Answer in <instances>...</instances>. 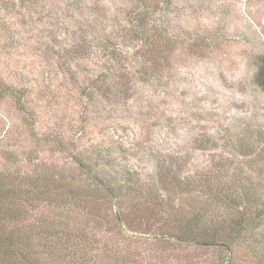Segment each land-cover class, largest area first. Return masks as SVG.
<instances>
[{"label":"rangeland","instance_id":"374dc122","mask_svg":"<svg viewBox=\"0 0 264 264\" xmlns=\"http://www.w3.org/2000/svg\"><path fill=\"white\" fill-rule=\"evenodd\" d=\"M134 7L132 0H0V76L30 94L36 118H25L10 97L0 101V174L13 180L45 171L82 184L87 176L71 154L89 156L97 169V152L108 148L124 166L118 183L127 170L151 182L159 161L179 154L191 158L190 168L207 167L212 152L195 147L200 137L256 145L239 160L250 172L264 150V91L255 82L264 0H170L168 29L180 37L169 65L150 78L131 76L126 95L113 86L104 98L92 81L112 71L110 48L128 59L138 45L127 37ZM139 241L122 245L129 252Z\"/></svg>","mask_w":264,"mask_h":264},{"label":"trees","instance_id":"16d2710c","mask_svg":"<svg viewBox=\"0 0 264 264\" xmlns=\"http://www.w3.org/2000/svg\"><path fill=\"white\" fill-rule=\"evenodd\" d=\"M169 1L132 0L127 37L138 45L128 59L108 46L113 67L92 81L97 94L107 98L115 86L126 95L125 80L150 78L169 65L180 37L168 29ZM257 67L255 82L264 91V56ZM29 96L0 76V101L10 97L34 121ZM210 141H194L212 152L207 167L190 168L191 158L179 154L160 160L151 182L140 183L127 170L118 183L124 166L108 148L97 152V169L89 156L70 152L87 176L82 184L45 171L13 180L1 173L0 264H264V150L247 173L239 160L255 154L256 145L240 137L222 145ZM137 239L138 251L122 245ZM205 253L213 255L207 260Z\"/></svg>","mask_w":264,"mask_h":264}]
</instances>
